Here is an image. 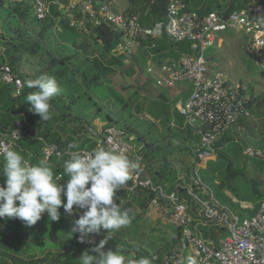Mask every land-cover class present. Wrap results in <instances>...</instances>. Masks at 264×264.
<instances>
[{"label": "built area", "instance_id": "2783aa9c", "mask_svg": "<svg viewBox=\"0 0 264 264\" xmlns=\"http://www.w3.org/2000/svg\"><path fill=\"white\" fill-rule=\"evenodd\" d=\"M166 1L165 21L152 27L141 26L136 15L113 12L108 0H33V12L38 21H44L50 15L51 6H57L60 15L68 18L69 26L85 34H89L92 27L104 24L111 32L121 35L122 40L114 54L125 61L131 60L139 40L148 42L145 48L149 52L155 49V42L163 36L174 44H190V54L181 55L155 69L159 75L154 83L165 89L179 84H187L190 88L188 97L175 105L184 123L200 137L199 147L194 153L190 176L192 187L188 194L199 206L201 218L222 229L224 235L215 242L204 239L196 233V219L186 204L179 201L178 192L167 194L161 186L144 177L145 166L135 150L134 136L109 126L104 129L98 143L107 150L124 152L138 164L121 189L128 193H153L148 206L178 232L177 246L161 257H152L153 261L159 264H184L192 256L198 264H264V198L252 217L242 219L214 198L212 190L203 183L200 175V170L216 155V143L225 133L232 131L241 118L247 116L251 100L245 88L230 87L222 73L210 70L206 52L214 45H222L223 40L219 35L235 32L243 37L244 53L256 66L264 69V7L257 0H249L246 7L238 11H214L201 15L188 10L184 0ZM1 35L0 30V57L5 52ZM153 72L152 67L145 69L147 76H153ZM0 84L11 86L14 97L23 90L22 79L6 63L0 64ZM23 138L21 121L14 122L9 129L0 124V158H3L4 152L17 148ZM73 152L86 154L88 151ZM57 153L62 156L58 157ZM69 153L63 154L55 145L45 143L41 149L42 160L48 163L54 157H70ZM242 154L264 161V150L246 146ZM55 179L61 180L62 175ZM198 193L205 195L206 199H200ZM232 201L238 203L234 199ZM238 204L241 209L254 210L252 204ZM75 242L77 245L84 244L79 233H76Z\"/></svg>", "mask_w": 264, "mask_h": 264}, {"label": "trees", "instance_id": "16d2710c", "mask_svg": "<svg viewBox=\"0 0 264 264\" xmlns=\"http://www.w3.org/2000/svg\"><path fill=\"white\" fill-rule=\"evenodd\" d=\"M184 1L188 10H194L201 15L218 11L216 8L220 7L215 3L214 6L200 11L190 7V0ZM248 1L249 0H242V2L238 4V10L244 9ZM257 1L262 4V0ZM128 2L134 7V13L130 15H136L141 26L152 27L158 22L165 21L166 0H128ZM29 11H32L34 16L33 2L13 9V12H15L20 19L24 18ZM224 11L231 13L236 10L234 6L228 4V8ZM34 20L36 22L35 25L40 26L42 29L41 38L43 37L42 35H51L53 28L59 25L62 28L60 32H57L60 41H64L69 45H76L77 38L81 37L86 39L94 44L92 55L96 56L84 59L83 65L73 69L70 65L77 61V56L79 54L69 50L66 51L65 45H63L64 43L61 44L57 42V46H63V49L58 56L59 58H57L59 61L54 63V66L47 73V75L54 76L57 83L62 88V92L53 97L50 102V116L53 118V121H41L39 115L28 110L30 105L27 103L26 97L30 92L36 89H29L26 86V81L29 80L28 77L15 73L16 69L13 59L0 57V64H8L12 72L23 81V90L20 95L16 97L13 96V88L11 86L0 84V124L3 128L9 129L14 122H22L24 138L14 150L22 154L30 164H37L42 160L41 149L44 143L55 145L63 154L76 150V148H68L70 143L76 142V138L72 136L62 137L60 135L62 130H55V121L67 118L68 120H79L77 117H71L68 114L71 113L72 108H74L77 113L82 111L80 110L81 106L78 104L79 102H77V100L81 97V99H83L85 94L90 101L93 100L92 96L87 93V90H92L93 88L96 90H105L106 86L108 87L109 85L107 91L110 92L111 95H114V101L121 106L120 111L126 112V115L129 114V111L126 110L128 103L124 100L125 96L123 97L121 94L118 95L116 92V90H118L123 93L125 90L122 84V78H118L113 70L114 65L123 66V58L114 54L117 45L122 40L120 34L111 32L104 24L92 27L89 34L79 32L69 26L68 18L60 15L57 6H51L50 15L46 20L38 21L35 16ZM16 43L26 49L28 48L32 54H36L41 46L39 41H37L35 45H29L25 42L18 43V41ZM138 44L141 48L146 50L145 47L148 45V42L139 40ZM172 45H177L179 47V57L191 53L189 43L183 42L174 44L163 36L155 42V49L149 52L154 56L153 61L161 62L164 57L166 58L169 55V57H171L174 51L171 49ZM83 46L84 44L81 45L82 48ZM179 57L175 58L178 59ZM50 58L54 59L53 56H50ZM129 71L130 75L133 74L132 70ZM68 77L72 80V84L65 82ZM77 77L81 79L83 89L78 84ZM105 78L108 79L105 80ZM139 82L141 86L150 91L151 95L149 97L144 96L140 103L135 104L136 111L140 113L146 110V115L153 120L159 121L162 125H166L167 128H170L172 123L178 124V128H174V133L183 135L186 142L188 140L191 141L190 144L187 142V146L181 150L189 154V166L187 165V167L183 168L186 177L185 181L179 183L175 181V183L170 182L168 187L165 188L164 184L167 183L168 180L173 181L175 178L173 176L165 178L162 173L163 168L155 177H148L147 172L151 169L154 160L167 150L161 147H155L149 143H146L144 148L147 149H143L144 151L142 153L137 152L138 155L141 156L145 166L146 174L144 177L150 178L155 185L161 186L167 194L177 191L179 201L186 204L189 212L195 218L197 217V213H199V206L188 194V191L192 187L190 164L194 160V153L199 147L200 137L184 124V120L180 121L178 119V117L181 118V116L178 115L174 103L170 102L159 92V87L145 79L142 74L140 75ZM133 95L136 96L138 93L134 92L133 94L127 95L128 97L126 99H131ZM66 99H68L67 103H65ZM249 107H251V100L249 102ZM98 108L102 111V108L99 106ZM176 114L177 117L175 116ZM105 116L110 117L109 114H105ZM35 117L37 119H35ZM107 127H109V125ZM230 132L225 133L216 143V147L218 148L216 155L200 170V175L203 183L212 190L214 198L219 203L228 207L242 219L250 218L255 214L259 203L264 198V161L245 157L242 154V150L246 146L242 148L234 142ZM130 133H132V131H130ZM135 135L136 143H139L140 139L144 138L136 133ZM77 139L79 138L77 137ZM256 144L260 146L258 143ZM260 150L264 149L261 148ZM69 158L70 157L64 155L60 159L54 157L49 161L48 164L53 169L54 178L61 174L63 180L67 179V177L63 175V164L64 161ZM182 162L183 160H181V163ZM1 167L2 163H0V168ZM5 179V177L1 178L0 182L4 183ZM61 183H63V181H61ZM193 191L197 193L195 189H193ZM225 193L231 198L226 196ZM153 196L154 194L148 191L128 193L120 189L116 194L115 200L120 204L122 209H131L132 212L130 215L133 217L136 213V208L142 209L148 207L150 199ZM198 197L202 200L206 199V196L201 193H198ZM232 199L236 200L238 203L252 204L254 210L248 211L241 209L239 204L234 203ZM59 211L61 217L58 221H50L47 215H43L42 218L31 227H26L21 221L15 218L0 220V264H79V257L81 254L85 250L95 247V245L107 235L104 231L99 235L94 233L89 234L84 237L83 245H77L75 242L76 234L71 236L69 233L75 220L71 215L65 214L62 207ZM82 212L83 210L80 212L76 211L78 217L82 215ZM220 231L223 232L222 229H220ZM201 236L208 240L212 238L213 232L209 233L208 229H204L201 231ZM178 239V232H175L173 241L169 246L171 249L177 246ZM138 257L141 258L143 256L140 255ZM149 259L151 260L152 256L149 257Z\"/></svg>", "mask_w": 264, "mask_h": 264}, {"label": "rangeland", "instance_id": "374dc122", "mask_svg": "<svg viewBox=\"0 0 264 264\" xmlns=\"http://www.w3.org/2000/svg\"><path fill=\"white\" fill-rule=\"evenodd\" d=\"M32 2L33 0H0L1 43L5 49L1 57L13 59L16 72L24 74V77H28V79H36L41 75H47L48 71L54 66L52 63L53 59L50 56L58 57L61 53V47L57 46V42L60 43V37L57 32L62 30L59 25L53 28L51 35H42L43 37L41 38L42 29L40 26L35 25L36 22L32 11H29L22 19L13 12L14 8L17 9L21 5ZM241 2L242 0H190L189 4L192 9L200 11L214 6L215 3L220 6L216 10L224 11L229 4L234 6L237 11L239 9L238 4ZM262 5L264 6V0H262ZM219 36L223 40L222 45L219 47L214 45L206 52V57L210 60V70L222 73L230 87L241 86L245 88L251 98V107L247 109V116L243 117L230 132L232 140L242 148L248 146L254 149L258 147L264 149V69L256 66L254 61L244 53V40L241 35L235 32H225ZM17 41L18 43L25 42L29 45H35L39 41L40 50H37L36 54H32L28 48L17 45ZM76 44L80 46L84 44L83 47L88 52H92L94 48L92 42L81 37L76 39ZM171 47L174 50L171 57H179V47L177 45H172ZM82 52L80 51V54H83ZM133 55L131 60L127 61V63L124 62L126 65L117 66L114 71L118 78H122V84L125 87L123 93L118 90L116 92L118 95L125 96L124 100L128 103L126 109L129 111L128 115H126V112L120 111L121 106L114 101V95L107 91L109 85L108 87L106 86L105 90L93 88L94 90H87V93L92 96L94 101H90L85 94V99L84 97L81 99V97L77 100L82 111L77 113L72 108L71 113L68 114L71 117H77L79 120L59 119L55 121V130L61 129L60 135L62 137L72 136L76 138V143L79 144V148H76V150L83 149L89 152L94 149L99 145L97 140L99 141L108 125L119 129L123 127L122 130L128 136H134L135 150L138 153H142L143 149H147L144 148L146 143L167 149L154 160L151 169L147 172L148 177H155L163 168L162 173L165 178H170L171 176L175 178L174 180L172 179L173 181L167 179V183L164 184V187L167 188L170 182L179 183L185 181L186 177L183 168L187 167V165L189 166V154L181 150L187 146V142L190 144L191 141L187 139L188 141L186 142L183 135L174 133V128H178V124L172 123V126L167 128L166 125H162L159 121L149 118L146 115V110L140 113L136 111L135 104L140 103L144 96L149 97L151 93L148 89L141 86L139 82L143 68H140L138 73L133 70V68L142 65L144 60L139 58L137 60L135 54ZM77 59L80 60L79 58ZM70 66L72 68L77 67L75 63ZM131 69L133 74L130 75L129 70ZM108 78H105V80ZM77 80L83 89L81 79L77 77ZM65 82L72 84V80L69 77ZM162 90L159 91L169 100L173 90L166 89L167 92H165V88H162ZM134 92L138 93L139 97L138 95H133L131 99L127 100V95ZM66 100L65 103L68 102V99ZM98 106L102 108V111H100ZM105 114H109L110 117H106ZM175 116L177 117V114ZM173 118L175 119L174 116ZM35 119L37 118L35 117ZM178 119L183 121L182 117H178ZM49 120L53 121V118L51 117ZM135 133L144 137L140 139L139 143H136ZM181 160H183L182 163ZM193 161L190 164V169H192ZM195 219L196 222L201 221L199 213H197ZM159 221H161L160 216L149 206L142 209L136 208L131 224L114 232L112 237L108 238L104 250H122L126 256L134 259L140 255L148 258L153 255H160L168 249V239H171L174 228L164 221H161L162 223ZM90 254L94 253L90 252Z\"/></svg>", "mask_w": 264, "mask_h": 264}, {"label": "clouds", "instance_id": "9594fccd", "mask_svg": "<svg viewBox=\"0 0 264 264\" xmlns=\"http://www.w3.org/2000/svg\"><path fill=\"white\" fill-rule=\"evenodd\" d=\"M26 86L36 89L26 97L30 105L28 110L39 115L41 121L49 120L50 102L62 92L56 78L41 75L27 80ZM68 148H79V144L70 143ZM57 156L62 154L57 153ZM69 156L63 164V175L67 179L57 180L47 161L30 164L15 150L4 152L0 174L6 179L0 185V220L15 218L26 227H31L45 214L50 221H58L61 207L70 216L75 206L77 212H83L74 221L69 232L71 236L79 233V238L83 240L89 234L107 233L95 247L81 254L80 264H152L148 257L134 259L126 256L122 250H104L114 232L131 224L132 210L122 209L115 197L138 164L124 152L107 150L103 146L86 154L70 152ZM187 264L198 262L189 256Z\"/></svg>", "mask_w": 264, "mask_h": 264}, {"label": "crops", "instance_id": "0c3cea01", "mask_svg": "<svg viewBox=\"0 0 264 264\" xmlns=\"http://www.w3.org/2000/svg\"><path fill=\"white\" fill-rule=\"evenodd\" d=\"M108 1L110 3V6L112 8V11L115 12V13H117V14L130 15V14H133L134 13V7L131 6V4L128 2V0H108ZM60 43L61 44L64 43L63 45H65L66 51L69 50V51L76 52V53L79 54L77 56V58H79L80 60L77 59V61L75 62L76 66L83 65L84 59H86L88 57H91V56H96V55H92L93 52H88L87 49H85L84 47L82 48L80 45H77V44L76 45H69L68 43H66L64 41H60ZM134 48H135V50H134L135 58L137 60H138V58L141 59V60L143 59L144 60V63L142 64L143 66L142 65L137 66V67L133 68V70H135L136 73H138L139 69L140 68H143L141 70L142 76L145 79H147L148 81L152 82L153 84H155L154 83L155 82V78H157L158 75H159L158 72L155 69L158 66H162L163 64H169V63L173 62L176 59V58H173V57H169L168 56L166 58L164 57L161 62H156V61H153L154 60V58H153L154 56L153 55H150L149 54V51L145 50L144 48H141L139 46V44H136ZM60 49L62 50L63 49V46ZM80 51H83L82 52L83 54H80ZM53 58H54L53 61H52L53 64L54 63H57L59 61V59H57L59 57L53 56ZM124 62L127 63V61H125L123 59V65H126ZM115 67H117V66H115V65L113 66V70L114 71H115ZM147 67L154 68L153 76H147L145 74V69ZM15 73L17 75H23V76H25L24 74H18L16 72V70H15ZM159 90L160 91H163L162 88H160ZM170 90H173V93H171V95L169 97V100H170V102L174 103V107H175V105H176V103L178 101H181V100L186 99L188 97V95H189V92H190V88H189V86L187 84H179V85H177L176 87H174V88H172ZM175 90H176V92H175ZM165 92H167V90ZM160 93L162 95H164L162 92H160ZM97 142H98V140H97ZM98 146H100V145H97L96 147H98ZM257 149H261V148L258 147ZM75 151H86V150L79 149V150H75ZM2 162H3V158H0V163H2ZM3 177L4 176L2 174H0V179L3 178ZM3 184H4L3 182H0V185H3ZM225 195L228 196L229 198H231L227 193H225ZM45 215H47V214H45ZM160 220L163 221L161 218H160ZM161 221H159V222H161ZM194 229H195L196 233H198L200 235H201V231L204 230V229H208L209 230V233L213 232L212 238L211 239H208L209 241H214L215 242L216 240H218L219 238H221L223 236V232L220 231L219 228H217L216 226H214L213 224H211L209 222H206L205 220H203V218H201V221L200 222H195ZM175 232H177V231L174 229L172 231L173 234H172L171 239L170 238L168 239V244H169L168 245V249L166 251L162 252L160 255H157L158 257H161L162 255H164L165 253H167L168 251L171 250V248L169 246L171 245V243L173 241V237L175 235ZM154 256L155 255H153L152 257H154ZM144 257H147V256H144ZM135 259H139V257L136 256ZM151 261H152V264H158L157 262L153 261L152 259H151ZM185 264H187V262ZM210 264H216V263H210Z\"/></svg>", "mask_w": 264, "mask_h": 264}, {"label": "water", "instance_id": "95a60500", "mask_svg": "<svg viewBox=\"0 0 264 264\" xmlns=\"http://www.w3.org/2000/svg\"><path fill=\"white\" fill-rule=\"evenodd\" d=\"M72 217L74 220L78 219V215L76 214L75 210H73Z\"/></svg>", "mask_w": 264, "mask_h": 264}]
</instances>
